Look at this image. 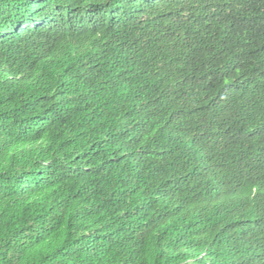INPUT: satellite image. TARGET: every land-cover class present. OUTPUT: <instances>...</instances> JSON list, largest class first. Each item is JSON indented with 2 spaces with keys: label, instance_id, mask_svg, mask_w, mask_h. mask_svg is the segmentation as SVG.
Masks as SVG:
<instances>
[{
  "label": "trees",
  "instance_id": "obj_1",
  "mask_svg": "<svg viewBox=\"0 0 264 264\" xmlns=\"http://www.w3.org/2000/svg\"><path fill=\"white\" fill-rule=\"evenodd\" d=\"M0 264H264V0H0Z\"/></svg>",
  "mask_w": 264,
  "mask_h": 264
}]
</instances>
